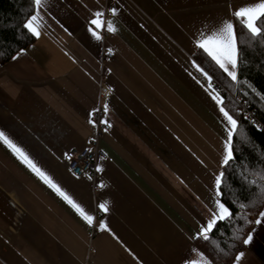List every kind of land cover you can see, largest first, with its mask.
Returning <instances> with one entry per match:
<instances>
[{"label":"crops","instance_id":"1","mask_svg":"<svg viewBox=\"0 0 264 264\" xmlns=\"http://www.w3.org/2000/svg\"><path fill=\"white\" fill-rule=\"evenodd\" d=\"M257 2L47 0L36 41L0 64V132L60 192L0 142V264H213L197 240L223 203L219 109L233 114L213 91L229 77L200 62L196 44ZM105 50L115 59L102 97ZM101 101L109 130L94 118ZM93 143L106 155L97 191L64 160ZM254 229L233 264H264V221Z\"/></svg>","mask_w":264,"mask_h":264},{"label":"trees","instance_id":"2","mask_svg":"<svg viewBox=\"0 0 264 264\" xmlns=\"http://www.w3.org/2000/svg\"><path fill=\"white\" fill-rule=\"evenodd\" d=\"M34 0H0V64L10 62L27 49L36 37L24 27L35 13ZM241 49L238 79L225 81L230 95L224 104L237 120L239 129L233 137L234 159L223 168L220 195L232 216L219 220L208 239L197 240L202 253L213 264H233L245 248L243 241L255 227L264 209V42L252 38L235 21ZM205 66L218 67L203 50L195 54ZM241 97L262 126L240 113L233 97Z\"/></svg>","mask_w":264,"mask_h":264},{"label":"snow or ice","instance_id":"3","mask_svg":"<svg viewBox=\"0 0 264 264\" xmlns=\"http://www.w3.org/2000/svg\"><path fill=\"white\" fill-rule=\"evenodd\" d=\"M47 0H34V5L36 7V13L31 16L28 22L24 25V27L28 30V32L33 35L38 36V20L40 18V9L45 6ZM101 14H97L99 17ZM233 16L237 19L242 29L247 30L252 38H257L261 42H264V0H258L257 3L252 5L243 6L233 12ZM93 24H96L97 27H100L99 20L92 21ZM109 30L111 27L109 26ZM96 35V33H94ZM97 39L99 36L97 35ZM196 46L199 49H202L206 54L210 61L214 62L216 66L223 73L227 75L232 81H236L238 79L237 69L240 66V54L241 49L238 46V34L234 25L230 21L222 22V25L217 27L215 30L210 31L207 35L201 34L200 38L197 41ZM205 78L208 81V87L211 88V80L212 77L209 76L206 72H203L202 69H199ZM214 91V90H213ZM213 99H215L218 105H222L223 101L219 97L218 94L213 95ZM105 110H107L105 108ZM220 112L225 120V129H226V138H225V155L223 158V164L228 165L230 161L234 159V148H233V137L238 133L239 125L236 119L233 118L232 115L229 114L228 111L225 110L223 106L220 107ZM0 142H3L8 146L24 163H26L38 176H40L46 183H48L51 187H53L57 192H60V189L51 182V180L41 172L36 166L31 162V160L27 157V155L17 146L15 145L3 132H0ZM223 173L215 179V186L217 188V196L220 195V186L222 183ZM61 195H64L61 193ZM69 203L72 204L74 208L84 217V219L91 224L92 218L89 215H86L82 209L79 208L74 202H72L66 195L64 196ZM101 208L104 211H107L106 205H101ZM233 213L230 212L229 208L220 202L219 199L216 201V211L213 213L212 219L209 220L207 225L202 229L200 235L203 239H208V233L212 231L214 226L217 224V221L224 220ZM262 221H264V212H261L259 218L256 219L255 224L257 226L261 225ZM101 227H104L101 225ZM255 231V229L253 230ZM253 241V233H249L247 238L243 241L245 245H249ZM240 257H237L239 260Z\"/></svg>","mask_w":264,"mask_h":264},{"label":"built area","instance_id":"4","mask_svg":"<svg viewBox=\"0 0 264 264\" xmlns=\"http://www.w3.org/2000/svg\"><path fill=\"white\" fill-rule=\"evenodd\" d=\"M107 5L111 4V0H106ZM115 59V54L109 50H105L103 57H102V76L100 79L101 82V96L106 97L111 93L110 86H109V75L107 74V65L108 63L112 62ZM213 89L216 92L221 93L222 95L230 93L228 90L223 88L218 82L213 81ZM233 99L239 105L240 113L245 116L251 122L256 123L259 126L262 124L257 120L253 111L246 105L244 100L241 97L234 96ZM105 117L104 112V103L100 102V107L95 111L94 118L98 125L102 126L105 130H109L110 126L103 122ZM106 155L102 150H100L97 144L93 143V146L88 149H84L82 151L73 150L69 152L64 160L67 166L70 168L72 173L75 176L83 177V176H90L94 182V190H98L99 187L97 185V164L100 160L104 159ZM100 214V213H99ZM86 264H89L88 262Z\"/></svg>","mask_w":264,"mask_h":264}]
</instances>
